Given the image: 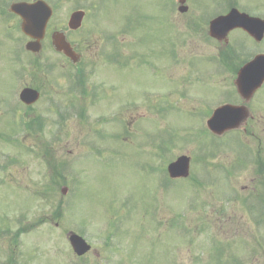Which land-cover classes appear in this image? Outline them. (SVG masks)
Wrapping results in <instances>:
<instances>
[{"label":"rangeland","instance_id":"obj_1","mask_svg":"<svg viewBox=\"0 0 264 264\" xmlns=\"http://www.w3.org/2000/svg\"><path fill=\"white\" fill-rule=\"evenodd\" d=\"M140 1L145 3L143 9L151 4L149 0H120L112 2V7L110 3L108 11L105 4L92 15L104 21L111 14L117 22ZM79 2L98 3L63 0L64 17ZM173 33L159 30L156 68L134 60L128 62L122 79L118 75L132 110L104 114L99 105L94 107L87 120L91 126L69 122L70 129L62 131L68 140L63 145L30 146L23 136L11 144L0 141V218L10 223L19 218L17 225L31 227L22 238L28 247L25 257L30 250L50 253L57 244L64 264H264V177L259 176L256 164L250 163L246 176L232 170L237 151L241 156L246 147L233 135L221 141L201 136L203 116L220 95L233 93V86L222 76L194 80L216 69L203 58L211 63L215 50L208 46L206 51L202 45L203 50L192 49L188 54L195 57L188 77L184 61L174 65L180 85L165 71L170 67L168 42ZM142 35L140 47L148 46L147 34ZM156 44L148 46L151 52ZM184 77L191 82L182 81ZM263 96L264 92L256 97V104ZM200 97L207 103L197 113L190 112L198 108ZM217 101L223 102L222 98ZM110 116L119 122L97 123L100 117ZM68 119L74 120V115ZM253 140L252 154L264 162V149L257 155ZM181 154L192 156L189 177L171 181L165 176L167 180L159 186L158 177ZM63 185L68 189L65 195L60 192ZM260 195L262 200L256 199ZM56 221L61 223L62 238L52 235L57 229L50 224ZM62 230L82 235L101 257L91 251L75 258ZM51 240L56 241L53 248Z\"/></svg>","mask_w":264,"mask_h":264},{"label":"flooded vegetation","instance_id":"obj_2","mask_svg":"<svg viewBox=\"0 0 264 264\" xmlns=\"http://www.w3.org/2000/svg\"><path fill=\"white\" fill-rule=\"evenodd\" d=\"M38 1L47 4L51 15L42 34L37 29L27 34L22 30L16 5ZM103 1L120 0H97ZM149 1L147 9L141 7L145 5L143 1L136 9L132 5L117 22H113L111 14L104 21L97 19L92 15L96 4L79 2L73 11H82L84 15L80 25L74 27L69 21L73 11L67 17L60 11L63 0H0V141L11 138L16 129L30 131L29 136L35 135V138L39 134L33 131L49 130V137L40 138L42 144L63 145L68 140L62 137V131L70 129L69 122L81 127L91 119L89 109L99 105L106 113L116 107L125 112L128 101L121 88L123 70L134 60L156 68L155 64L160 63L161 28L179 32L169 36L170 67L165 71L170 76L174 75L171 73L174 65L182 61L190 75L193 55L188 57V54L192 49L204 47L207 51L211 46L215 50L211 64L217 70L213 75L225 77L231 83L244 64L264 54V30L261 36H254L262 29L250 24V18L264 20V0H183L185 9L180 6V0ZM232 9L241 16L234 17L236 26L211 27L212 20ZM30 15L31 22L39 26L44 12L37 8ZM102 22L106 25H100ZM143 32L147 34L148 46L157 43L152 52L146 45L140 47ZM206 77L199 75L196 79L204 81ZM24 90L27 91L22 98ZM30 90L36 93L29 95ZM262 90L264 84L247 102L236 91H233L234 101L229 99L236 106L246 107L247 116L237 131L260 143L264 142L261 106L264 96L257 104L255 99ZM70 114L75 119L68 121ZM54 226L57 229L59 224ZM16 239L17 234L12 231L0 234V264H63V255L58 249L51 255L44 251L30 252L28 257L21 255ZM93 252L100 256L99 251Z\"/></svg>","mask_w":264,"mask_h":264},{"label":"water","instance_id":"obj_3","mask_svg":"<svg viewBox=\"0 0 264 264\" xmlns=\"http://www.w3.org/2000/svg\"><path fill=\"white\" fill-rule=\"evenodd\" d=\"M76 15H72L75 17ZM264 80V57H258L253 62L248 64L246 67L242 68L238 79L236 81V86L241 95L246 96L247 94H251ZM239 114V111L230 108V107H222L218 111L214 113V116L210 122V128L214 131H218L216 128L221 125V122H226L227 118H232L235 114ZM234 124L231 121H227L225 126L231 127ZM214 126V127H213ZM168 172L171 177H180L187 176L188 174V158L182 156L179 157L175 162L168 166ZM69 241L72 245L74 251L81 255L89 249V246L85 243V241L79 237L78 235L72 234L69 237Z\"/></svg>","mask_w":264,"mask_h":264}]
</instances>
